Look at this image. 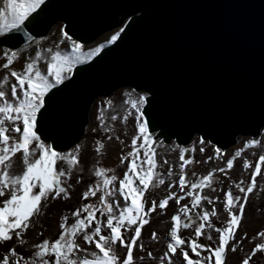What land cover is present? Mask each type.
I'll list each match as a JSON object with an SVG mask.
<instances>
[{"label":"snow or ice","instance_id":"obj_1","mask_svg":"<svg viewBox=\"0 0 264 264\" xmlns=\"http://www.w3.org/2000/svg\"><path fill=\"white\" fill-rule=\"evenodd\" d=\"M44 3L45 0H0V37L9 42H18V37L12 34L22 32L26 21L33 23V13H37V9ZM117 35L119 33L113 35L107 43L111 44ZM25 36L28 41L33 40L26 33ZM60 38L67 42L70 51H61L57 46L55 51L44 49L46 55H42L41 50H37L35 56L23 64L21 71L13 70L10 66L17 61L24 49L2 50L3 62L0 63V68L10 73L12 79L8 74L0 78V242H9L15 237L23 244L22 233L28 229L30 217L38 213L41 202L49 197L56 200L61 196L65 199L69 196L66 187L62 186V178L66 176V172L64 169L57 170L56 166L63 162L70 172L79 163L80 145L68 152L58 151L55 140L46 143V138L38 134L40 121L45 110L46 94L68 79L76 65L84 64L97 56L104 45L84 51L81 44L64 28L60 29ZM34 42L40 44L39 40ZM41 60L46 65V70L38 66V61ZM123 97L124 118L134 114L136 135L131 139L132 147L126 157H120L121 164L127 160V170L122 178L107 175L111 169L96 166L93 173L96 177L95 186L88 185L81 193V200L98 195V203H84L72 211L74 222L71 225L66 223L67 217L61 216L57 238H46L34 244L29 258L17 253L14 248H9L0 257V264H135L134 246H137L141 237L142 226L149 222V214L157 209L163 213L170 200L175 199L180 204L184 196L190 198L192 207L189 209L187 205L181 206L179 211L183 219L180 215H171L166 250L159 258V264H173L174 257L180 259L181 264H226L227 246L231 243L232 251H236L237 244L243 240L241 237V241H237L236 235L249 196L254 191L256 177L262 171L264 154L255 161L246 187L236 184L240 195L233 196L229 191L223 193V210L227 215L223 227H214L211 222L210 218L218 215L215 208L208 211L201 207L196 211L202 201L212 203L200 190L211 186L213 172L209 171L202 178L189 181L185 175V167L193 161L191 157L185 158V153L191 149L184 147L179 148L181 162L178 165V185L183 196L170 191L158 203L151 201L149 206L146 191L151 184L163 185L165 179L156 171L155 151L151 147L153 138L148 125L143 121L142 110L148 97L146 93L136 94L135 89L125 91ZM111 104V100L103 101L104 108ZM97 119L103 124L101 117ZM111 119L116 120L117 117L113 115ZM200 143L202 145L203 141ZM258 143L257 140L250 139L243 148L256 146ZM101 147L97 142L96 151L100 152ZM243 148L236 150L234 156L226 160L225 167L216 171L223 173L226 168H233L234 158L241 155ZM140 150H143V158L139 155ZM200 151L203 152L204 148L201 147ZM214 152L218 157L223 155L219 148L214 147ZM17 154L21 155L22 171L14 173L13 158ZM167 163L165 160L164 164ZM242 167L249 169V160L245 159ZM168 172L171 176V165L168 166ZM168 188H172L171 183ZM190 211H196L195 220ZM193 225L192 238L179 236V228L188 229ZM205 230L217 233L215 247L198 242L205 236ZM256 236L264 240V231L257 232ZM155 238L153 232L152 239ZM206 238L213 240L211 235ZM78 239L87 247L78 243ZM233 241L235 242L232 243ZM139 247L143 251V245L140 244ZM202 252H207L208 255L202 256ZM258 252L264 253V242L256 243L241 264H249L251 257ZM190 253L194 258H190ZM147 255L152 257L151 252Z\"/></svg>","mask_w":264,"mask_h":264},{"label":"water","instance_id":"obj_2","mask_svg":"<svg viewBox=\"0 0 264 264\" xmlns=\"http://www.w3.org/2000/svg\"><path fill=\"white\" fill-rule=\"evenodd\" d=\"M33 17L12 34L18 42L0 46L57 22L81 44L120 29L46 94L38 134L58 151L84 136L97 98L123 87L147 94L145 123L164 143L198 134L225 150L264 129V0H45Z\"/></svg>","mask_w":264,"mask_h":264},{"label":"rangeland","instance_id":"obj_3","mask_svg":"<svg viewBox=\"0 0 264 264\" xmlns=\"http://www.w3.org/2000/svg\"><path fill=\"white\" fill-rule=\"evenodd\" d=\"M61 28H63V24L57 22L46 35L34 38L32 41L12 49H24V51L20 53L17 61L10 67L13 70L21 71L23 64L26 63L30 57H34L37 50H41L42 55H46L43 52L44 49H52L55 51L57 50V46L61 51H70L67 42L60 38ZM119 31L120 29L118 28L110 30L90 43L81 44L77 42L81 44L82 50L88 51L101 44L104 46L107 45V41L110 40L113 35L119 33ZM36 40L40 41L39 45L34 42ZM4 48L6 47L0 46V63L3 62L2 50ZM38 66L46 70V65L42 60L38 61ZM6 74L10 77V73L0 68V78H3ZM11 79L10 77V80ZM131 90H133L131 87L119 88L110 96L99 97L94 101L90 109L89 122L86 126L84 136L70 149L62 151L68 152L76 148L77 145H80L78 153L79 163L74 166L70 172L63 162L56 166L57 170L64 169L66 172V176L62 178V186L66 187L69 193L68 198L65 199L61 196L56 200H52L51 197H49L46 201H42L38 213L30 217L29 227L22 233L21 238L24 243L21 244L15 237L9 242H0V257H2L9 248H14L17 253L25 258H29L32 254V246L34 244L46 238L49 240L57 238L61 216L67 217L66 223L71 225L74 222V218L71 215L72 211L84 203L97 204L98 195L81 200V193L86 190L87 186L90 184L95 186L96 177L93 173L96 166L111 169L107 175H116L118 178H122L124 171L127 170V160H125L124 164H121L120 157H126L127 152L130 151L132 147L131 139L136 135L134 130L135 116L134 114L129 115L127 119H125V112L122 106L124 99L123 93ZM135 93L145 94L143 91H135ZM105 100L112 101L110 107H103V101ZM113 115L117 117L116 120L111 119ZM97 117L103 119V124ZM143 121L145 122L144 116ZM149 133L153 138L151 147L155 151L156 171L165 179L163 185L151 184L146 191L149 206H151V201L155 200L158 203V201L163 199L170 191L176 192L177 196H183L178 185V165L181 162L179 159V148L184 147L186 149H191V151L185 153V158L191 157L193 161L185 167V175L189 181H194L197 177L202 178V176L209 171L213 172L211 186L200 190L202 195L208 196L209 199L212 200V203L209 204L208 201H202L201 205L197 206L196 211L201 207L208 211L215 208L218 215L216 217H211V222L214 227H223L227 218L226 212L223 210V193L229 191L233 196L240 195L236 184L240 183L241 186L246 187L250 179L251 171L255 167V161L260 155L264 154V129L261 130L260 135L257 137L239 136L237 143L232 147L225 150L219 148L223 154L219 157L214 152V147H218L208 140H203L198 134H196L187 145H179L176 144L174 140H171L169 143H164L161 138H154V132ZM250 139H255L259 143L256 146L243 148V145ZM200 141H203L202 145ZM97 142L102 146L100 152L96 151ZM201 147L204 148L203 152L200 151ZM241 148H243V151L239 157L234 158L233 168H226L223 173L216 171V169L225 167L226 160L233 157L236 150ZM139 155L143 158V150L139 151ZM209 157H211V159H209ZM245 159L250 162L249 169H244L242 167ZM165 160L168 162L167 164H164ZM13 161L12 171L14 173L22 171V165L20 163L21 155L17 154L13 158ZM205 161L207 162L205 163ZM169 165H171V176H169L168 172ZM261 168L262 171L256 177L254 191L249 196L243 220L236 235L237 241H241V237H243V240L240 244H237L235 252L232 251L231 243L227 246L225 253L226 264H241V261L245 256L250 254L251 248H253L256 243L264 242V240L256 236L257 232L264 231V162H261ZM77 181H79V183ZM169 183L172 184L171 189L168 188ZM116 187H118V183ZM185 190H187V186H185ZM183 205H187L189 209H191L192 206L189 197L184 196L180 204H177L175 199H172L166 205V209L163 213L157 209L156 212L149 214V222L147 225L142 226L141 237L137 246H134L135 264H159V258L166 250L167 233L170 229V217L173 214H177L183 219L182 213L179 211ZM196 211H190L194 220L196 219ZM153 232L156 236L155 239H152ZM178 234L181 238H192L194 234V225L190 226L188 229H184L183 227L179 228ZM208 235L213 237L212 241L207 240L206 237ZM216 241L217 233L212 230H205V236L200 238L198 242L203 245L215 247ZM77 242L85 246L82 240L78 239ZM234 242L235 241L232 243ZM140 244L143 245V251L140 250ZM149 252L152 253L151 258L147 255ZM201 255L207 256L208 253L202 252ZM190 258H194L191 253ZM173 264H181L180 259L174 257ZM249 264H264V253L258 252L253 255Z\"/></svg>","mask_w":264,"mask_h":264},{"label":"bare ground","instance_id":"obj_4","mask_svg":"<svg viewBox=\"0 0 264 264\" xmlns=\"http://www.w3.org/2000/svg\"><path fill=\"white\" fill-rule=\"evenodd\" d=\"M90 142V141H89Z\"/></svg>","mask_w":264,"mask_h":264}]
</instances>
